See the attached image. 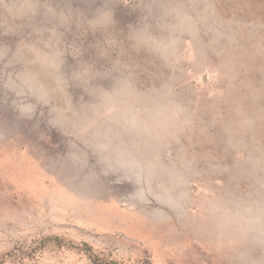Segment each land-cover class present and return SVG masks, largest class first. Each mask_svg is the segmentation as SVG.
<instances>
[{"label":"rangeland","instance_id":"obj_1","mask_svg":"<svg viewBox=\"0 0 264 264\" xmlns=\"http://www.w3.org/2000/svg\"><path fill=\"white\" fill-rule=\"evenodd\" d=\"M0 264H264V0H0Z\"/></svg>","mask_w":264,"mask_h":264},{"label":"crops","instance_id":"obj_2","mask_svg":"<svg viewBox=\"0 0 264 264\" xmlns=\"http://www.w3.org/2000/svg\"><path fill=\"white\" fill-rule=\"evenodd\" d=\"M219 29H218V35H219V39H221V42L223 43H230L229 41H232L234 42V38L237 36V33L235 31H233L232 33L229 32L228 30V26H226L224 24V27L222 25H219L218 26ZM222 28H224L223 30H221ZM227 40V42H226Z\"/></svg>","mask_w":264,"mask_h":264}]
</instances>
